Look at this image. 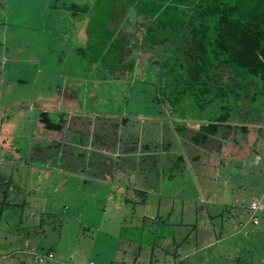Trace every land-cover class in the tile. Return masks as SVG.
<instances>
[{
  "label": "rangeland",
  "instance_id": "rangeland-1",
  "mask_svg": "<svg viewBox=\"0 0 264 264\" xmlns=\"http://www.w3.org/2000/svg\"><path fill=\"white\" fill-rule=\"evenodd\" d=\"M66 1H79L77 5L80 6L86 0ZM44 3L45 0H22L20 16L27 20L41 16L49 9ZM98 6L99 14H104L105 7V11L108 8L114 11L110 0ZM114 12H118V8ZM130 15L132 22L128 23L125 34L128 35L127 46L134 47L141 33V25L136 23L140 24L141 19L138 21L134 17L133 9ZM137 16L142 18V15ZM131 56L134 53L125 55L126 58ZM128 74L130 83L125 86L111 83L113 96L97 103L105 104L106 109L125 108L130 114L142 113L138 116L146 117L147 121L153 110L161 106L149 100L155 86L143 83V79L153 78L158 86L162 78L160 96L170 100L176 97L172 89L175 81L170 75L165 77L163 73L161 76L159 67L154 64L137 65ZM253 78L255 81L250 82ZM246 80L248 82L241 79L247 84L241 82L236 91H226L220 99L212 98L204 110L191 99L174 102L173 111L182 115L181 120L170 123L160 120L155 131L149 128V123H144L142 137L141 131L137 135L136 127L135 131L121 127L119 131L121 133L122 129L126 138L117 142L113 118H92L96 122L97 142H89L87 149H78L80 154L72 146H66L59 164L32 165L19 158L11 165L9 151L0 152V251L7 252L0 255V261L58 264L51 259L39 261L35 257L52 251L55 254L52 259L56 258L60 264H88L90 261L94 264H264V209L254 213L250 209L252 199H257L264 207V81L250 75ZM235 93L237 96L233 97ZM229 94L233 100L228 102ZM227 109L228 116H224ZM220 115L225 117L221 122L234 125L224 127L220 125L225 123L220 122L214 134L208 133L203 138L194 136L198 123H191L190 118L203 117L205 122H218ZM51 119L58 121L53 116ZM242 124L248 125L246 132L241 131ZM88 125V120H82L77 127L87 128ZM62 126L66 127L64 123ZM28 127V124L15 126L10 117L1 127L0 142L14 136L21 138L22 144L17 143L20 145L18 157L31 156L32 150L24 142L25 138L30 141ZM90 132L87 129L81 137H88ZM83 144L86 147V143ZM104 144L107 153L102 150ZM142 144L148 148L144 150ZM136 148L144 152L135 151L132 156ZM178 152L183 160L172 161L173 156L177 159ZM71 154L95 159L92 173L76 164ZM173 162L177 165L173 166ZM135 165L137 172L134 174ZM169 172L172 175L169 182L159 183L162 179L156 175ZM184 176L188 178L186 183L182 182ZM215 178L218 182L212 181ZM191 194L199 198L192 204L187 201ZM217 195L223 201L220 214L223 222L214 234L206 224V207L212 212L215 205H206L204 198ZM143 197L145 200L141 202ZM180 207L183 217L189 215L196 223L192 230L183 229V223L176 224L182 216ZM192 207L196 208L193 212ZM253 214L258 219L256 224L263 225L261 229L255 228L257 225L251 220ZM217 217L219 214L211 218L212 222ZM256 232H259L257 238ZM186 233V238H190L189 242L184 241L186 246L194 244L193 237H197L198 244L209 240L204 241L199 252L185 256L183 251L188 248L179 241ZM214 235L217 240L213 239ZM211 240L213 242L208 244ZM25 241L31 251L28 246L23 248Z\"/></svg>",
  "mask_w": 264,
  "mask_h": 264
},
{
  "label": "crops",
  "instance_id": "crops-1",
  "mask_svg": "<svg viewBox=\"0 0 264 264\" xmlns=\"http://www.w3.org/2000/svg\"><path fill=\"white\" fill-rule=\"evenodd\" d=\"M102 1L105 0L99 2L98 0H86L83 2L84 4L79 6L77 5L80 3L79 1L45 0L44 7L49 8L48 12H42L41 16L31 17L27 20V18L23 19L20 16L22 12L20 3L22 0H0V132H2V125L11 117L15 126L21 125L23 127L28 124L29 130L27 132L31 135L30 141L24 139L26 146L32 150L29 157H18V147L20 145H17V143H21L19 142L21 138L14 136L11 139L1 140L0 152L9 151L10 156H12L10 159L13 161L11 165L16 164L19 161L18 159L21 158L27 164L51 166L54 165V162L60 163L63 158L62 155L66 152V146H72L71 148H75L74 150L78 153V149L89 148V142H97L94 135L96 122L92 118L100 117L105 120L110 117L114 119L113 123H116L121 116L132 115L130 120L136 121V125L126 127V130L135 131L137 128V135L141 131V137L145 127L144 123H149V128L152 131H155L156 126L160 124V120L158 121L152 116L149 119L151 122H149V120L146 121V117L138 116L139 114L143 115L142 113L130 114L125 111V108L106 109L105 104L97 103L99 100H106V98L113 96L111 83H117L116 86H125L130 83L127 74H114L112 70L114 68L123 70L137 66H129V58H126L125 55L135 54L139 51L140 45H138V42L141 41L144 32L143 16L139 18L137 16L139 14L134 11V17L138 21L141 19L140 24L136 23V25H141V33L139 38L136 37L134 47L127 46L129 42L126 27L128 23L132 22L130 15L132 8L128 4L129 2L127 0H110L112 1V10L115 11L118 8V12L110 11V8L105 11V7L103 8L104 14H99L97 11L100 12L101 10L98 5ZM76 11H80V13ZM122 13L126 15L123 16ZM98 23L99 28L97 27ZM113 55H115V59H113ZM112 60H115L114 66ZM99 70L101 72L98 73ZM41 111H47L49 116L56 117L61 123V128H44L39 121ZM190 119L191 123H199V120L203 118ZM82 120H88L89 125L87 128L77 127V124L81 123ZM171 121L176 122L177 120L171 117L165 122L170 123ZM62 123L66 127L62 126ZM120 128L119 123L114 133L117 142L126 138L123 135L126 133L122 129L120 133ZM87 129H90V135L82 138V134H85ZM102 140H104V135ZM133 142H135V139H133ZM83 143H86V147ZM102 148L107 153L105 144ZM142 148L145 150V145ZM136 149L132 152L137 151L136 153L140 154L141 151L139 152V149ZM136 153L131 155L134 156ZM71 155L74 162L76 158V164L83 165L87 173H92L96 164L95 159L87 156L75 157L73 154ZM173 157L174 160L172 161H175V156ZM191 158L196 160L193 155ZM136 165L134 166V174L137 172ZM187 180L188 178L184 176L182 182L186 183ZM214 180L218 182L216 178L212 181ZM223 181L226 182L225 177ZM263 195L264 193H262ZM217 196L211 199L210 196L204 198L206 205H215V211L212 212H209L206 207L208 218L206 224L208 223V227L212 229L214 234L216 233L215 229L218 228L217 226L222 225L223 222L220 215L223 211V201ZM197 198L195 194H191L187 201L192 204L197 201ZM144 200V197L143 200L141 198V202ZM193 209L196 208L192 207V212ZM167 212L168 214L172 213L170 210ZM179 212L182 216L176 221V224L181 226L183 223V229L192 230L196 226L192 217L186 215L184 218L181 207ZM217 214H219V217L212 222L211 218ZM158 216L159 214L156 213V217ZM217 219L220 220L217 221ZM158 220L162 219L159 218ZM164 223L166 222L164 221ZM261 226L263 225L260 223L255 228L258 230L261 229ZM258 233L256 232L255 238L258 237ZM186 235L187 233L179 241L188 248L183 251L185 256L199 252L204 241L209 240L208 238L198 244L197 237H193L194 244L186 246L184 241L189 242L190 239L186 238ZM218 238L220 239V234ZM213 239L217 240V237L214 235ZM211 242L213 240L207 243ZM26 246L29 249L30 245L25 241L23 248H26ZM178 247L177 245L176 250ZM6 253L0 251L2 256ZM53 255L55 257L54 253ZM46 259L54 260L60 264L56 258ZM238 259L237 257L236 261ZM262 261L264 262V260ZM0 264H8V262L0 261Z\"/></svg>",
  "mask_w": 264,
  "mask_h": 264
},
{
  "label": "trees",
  "instance_id": "trees-1",
  "mask_svg": "<svg viewBox=\"0 0 264 264\" xmlns=\"http://www.w3.org/2000/svg\"><path fill=\"white\" fill-rule=\"evenodd\" d=\"M128 2L137 14L143 16L144 22L139 51L129 58V66L154 64V67H159L161 76L163 73L165 77L170 75L175 81L172 89L176 92V97L170 100L164 91L166 97L160 96L162 78L158 86L153 78L143 79V83L155 86L152 92L154 95L149 100L161 106L153 110L150 117L158 121H166L171 117L178 120L182 115L174 113V102L191 99L200 110H204L212 98L220 99L224 92L236 91L241 79L247 81L248 75L264 81V0ZM114 64L115 60H112V65ZM131 69L133 68L129 67L118 71L114 68L112 72L125 73L130 77L128 72ZM136 74L138 75L137 72ZM252 81L255 78L250 82ZM247 82L242 83L246 85ZM232 96L236 97L237 94ZM230 100L233 98L229 94L227 101ZM225 107L228 108L227 104ZM225 115L228 116V109L224 112ZM131 116H121L120 122L113 123L115 128L119 123L122 128L136 125V121L130 120ZM224 116L217 117L221 119L219 122L199 120L194 136L203 138L208 133L213 134L219 123L224 121ZM39 121L47 129L61 128V123L52 120L47 111L39 113ZM127 122L129 124L126 126ZM221 123H225L220 125L224 127L234 125L230 122ZM240 126L241 131H247V124ZM182 159L181 152H178L175 162ZM175 162L173 166L177 165ZM171 176L170 172L164 175L158 173L156 178L162 179L160 181L166 184Z\"/></svg>",
  "mask_w": 264,
  "mask_h": 264
},
{
  "label": "built area",
  "instance_id": "built-area-1",
  "mask_svg": "<svg viewBox=\"0 0 264 264\" xmlns=\"http://www.w3.org/2000/svg\"><path fill=\"white\" fill-rule=\"evenodd\" d=\"M250 209L252 210V212L254 213L255 211L259 210V209H262V204L257 200V199H253L251 200L250 202ZM251 220L253 223H257L258 222V219L257 217L253 214L251 215ZM54 255H53V252L52 251H48L47 253L45 254H37L35 257L39 260V261H42L46 258H52ZM40 258V259H39ZM88 264H94L93 262H88Z\"/></svg>",
  "mask_w": 264,
  "mask_h": 264
},
{
  "label": "flooded vegetation",
  "instance_id": "flooded-vegetation-1",
  "mask_svg": "<svg viewBox=\"0 0 264 264\" xmlns=\"http://www.w3.org/2000/svg\"><path fill=\"white\" fill-rule=\"evenodd\" d=\"M165 122V121H164ZM219 122V121H218ZM122 127V126H121ZM137 132V131H136ZM146 147V146H145Z\"/></svg>",
  "mask_w": 264,
  "mask_h": 264
}]
</instances>
